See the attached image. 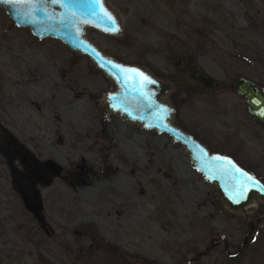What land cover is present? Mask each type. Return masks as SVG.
Masks as SVG:
<instances>
[{"label":"rangeland","instance_id":"rangeland-1","mask_svg":"<svg viewBox=\"0 0 264 264\" xmlns=\"http://www.w3.org/2000/svg\"><path fill=\"white\" fill-rule=\"evenodd\" d=\"M108 2L121 34L87 27V37L170 81L173 123L264 180V124L231 89L245 75L264 90V0ZM186 61L215 88L184 83ZM113 88L86 54L15 25L0 6V120L62 166L38 183L40 223L0 154V264H264V200L247 207L250 216L224 207L181 143L103 106Z\"/></svg>","mask_w":264,"mask_h":264},{"label":"water","instance_id":"water-1","mask_svg":"<svg viewBox=\"0 0 264 264\" xmlns=\"http://www.w3.org/2000/svg\"><path fill=\"white\" fill-rule=\"evenodd\" d=\"M0 6L15 25L28 27L40 38H57L73 51L86 54L115 85L113 90L103 94L107 110L124 115L144 128L169 134L184 146L190 162L203 178L215 184L222 204L250 216L246 208L256 198L264 197V181L232 156L211 150L191 132L173 123L175 108L164 98L173 86L170 81L136 63L118 60L87 37V27L112 35L121 34L122 23L104 0H12L11 3L0 0ZM105 12L115 23L107 19ZM113 28L118 30H111ZM181 77L184 83L205 90H213L217 85L211 74L189 62L181 68ZM231 88L242 98L250 115L264 124V91L259 83L238 75L232 80ZM0 154L7 162L12 188L25 208L43 223L38 183H49L53 176L60 175L62 166L52 158L37 157L1 120ZM250 226L253 231L254 223L250 222Z\"/></svg>","mask_w":264,"mask_h":264},{"label":"flooded vegetation","instance_id":"flooded-vegetation-1","mask_svg":"<svg viewBox=\"0 0 264 264\" xmlns=\"http://www.w3.org/2000/svg\"><path fill=\"white\" fill-rule=\"evenodd\" d=\"M105 1V3L110 7V4H109V2H108V0H104ZM111 8V7H110ZM117 15V14H116ZM98 30V29H97ZM98 31H100V30H98ZM100 32H102V31H100ZM102 33H104V32H102ZM105 34H108V33H105ZM109 35H112V34H109ZM110 53V52H109ZM110 54H112L113 56H115L118 60H121V61H126V62H130V61H127V60H125L124 58H122V57H120V56H116V55H114L113 53H110ZM179 58L178 57H174V63H175V65H177L178 64V60ZM190 63L192 66H196V67H198V68H200V69H204V68H202V67H200L199 65H197L195 62H192V61H186L185 62V65H186V63ZM133 63V62H132ZM93 64V63H92ZM137 64V63H136ZM94 65V64H93ZM139 65V64H138ZM184 66V65H183ZM141 67H143V66H141ZM150 67L151 68H153V69H157L155 66H153V65H151L150 64ZM144 68V67H143ZM99 69V68H98ZM205 70V69H204ZM169 73H170V75H172V76H174V75H176L175 73H177V72H175V70H171V71H169ZM158 76V75H157ZM189 87H191V88H193V89H199V90H205V89H202V88H198V87H194V86H190L189 85ZM114 88H115V85H114ZM113 88V89H114ZM112 89V90H113ZM232 89V88H231ZM103 106L105 107V102H104V99H103ZM106 108V107H105ZM119 114V113H118ZM120 115V114H119ZM124 116V115H123ZM243 142V140L241 141V143ZM220 152V151H219ZM222 153H225V154H228V155H230V156H232L241 166H243L244 168H246L248 171H250V172H252L255 176H257V177H261V176H258V175H256L250 168H249V166L247 165H245L244 163H242L241 162V160H240V158H239V156H236V155H234V154H232V153H228V152H222ZM241 156V155H240ZM262 179V178H261ZM263 180V179H262ZM264 181V180H263ZM264 200V197L263 198H256V200ZM256 200H254V201H256ZM225 207V206H224ZM227 209H229L228 207H226ZM246 210H247V208H246ZM232 212H234V213H240V211H234V210H231ZM253 230H254V228H253ZM228 251V250H227ZM229 253V255L230 256H236V251H234V253H231V252H228Z\"/></svg>","mask_w":264,"mask_h":264},{"label":"snow or ice","instance_id":"snow-or-ice-1","mask_svg":"<svg viewBox=\"0 0 264 264\" xmlns=\"http://www.w3.org/2000/svg\"><path fill=\"white\" fill-rule=\"evenodd\" d=\"M7 2L11 3L12 0H7ZM60 2H62V0H60ZM96 2H99V0H96ZM104 14H105V16L107 17V19H108L109 21L115 23L114 18H113L109 13L105 12ZM111 30L115 31V30H118V29L113 28V29H111ZM117 67H119V66H117ZM134 71H138V70H134ZM145 80H148V77H147V76H145Z\"/></svg>","mask_w":264,"mask_h":264},{"label":"trees","instance_id":"trees-1","mask_svg":"<svg viewBox=\"0 0 264 264\" xmlns=\"http://www.w3.org/2000/svg\"><path fill=\"white\" fill-rule=\"evenodd\" d=\"M136 264H159V263H157V262H155V261H143V262H138V263H136Z\"/></svg>","mask_w":264,"mask_h":264}]
</instances>
